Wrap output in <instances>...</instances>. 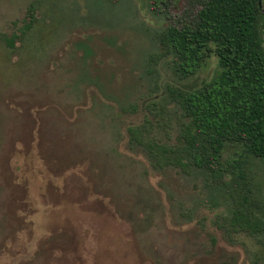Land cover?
Instances as JSON below:
<instances>
[{
  "label": "rangeland",
  "instance_id": "rangeland-1",
  "mask_svg": "<svg viewBox=\"0 0 264 264\" xmlns=\"http://www.w3.org/2000/svg\"><path fill=\"white\" fill-rule=\"evenodd\" d=\"M33 2L0 0V264H264V238L224 223L231 177L216 190L130 141L155 122L148 104L218 68L183 78L162 56L163 19L191 16L187 0H43L24 34ZM240 155L228 145L223 160ZM243 159L264 202V163Z\"/></svg>",
  "mask_w": 264,
  "mask_h": 264
},
{
  "label": "trees",
  "instance_id": "trees-1",
  "mask_svg": "<svg viewBox=\"0 0 264 264\" xmlns=\"http://www.w3.org/2000/svg\"><path fill=\"white\" fill-rule=\"evenodd\" d=\"M43 0L28 9L24 34L32 30ZM180 0H147L153 10L172 9ZM194 13L171 21L159 34L162 56L170 58L180 77L197 75L214 57L217 70L208 81L184 91L169 89L165 101L147 105L155 122L128 129L130 141L147 152L153 165L164 169L203 170L215 189L234 184V206L224 219L234 233L264 238V202L248 178L243 158L264 163V9L262 0H187ZM160 10V9H159ZM158 13V12H157ZM15 37L8 40L14 47ZM177 136L171 142L172 118ZM155 127L166 133L161 139ZM228 145L241 150L234 162L224 161ZM220 228H222L220 226Z\"/></svg>",
  "mask_w": 264,
  "mask_h": 264
},
{
  "label": "flooded vegetation",
  "instance_id": "flooded-vegetation-1",
  "mask_svg": "<svg viewBox=\"0 0 264 264\" xmlns=\"http://www.w3.org/2000/svg\"><path fill=\"white\" fill-rule=\"evenodd\" d=\"M262 8L264 9V0H262Z\"/></svg>",
  "mask_w": 264,
  "mask_h": 264
}]
</instances>
